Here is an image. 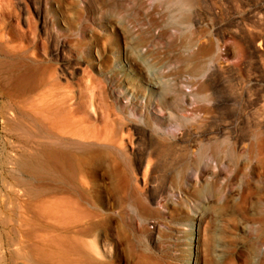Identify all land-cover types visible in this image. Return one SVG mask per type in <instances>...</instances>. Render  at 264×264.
I'll list each match as a JSON object with an SVG mask.
<instances>
[{"label": "rangeland", "instance_id": "1", "mask_svg": "<svg viewBox=\"0 0 264 264\" xmlns=\"http://www.w3.org/2000/svg\"><path fill=\"white\" fill-rule=\"evenodd\" d=\"M166 1L0 0V252L16 264L37 241L28 158L43 100L94 120L113 104L131 120L122 193L102 175L89 182L112 192L57 195L77 211L71 234L98 223L104 264H264V0H194L188 21ZM156 74L170 89L148 92ZM93 232L80 237L95 257Z\"/></svg>", "mask_w": 264, "mask_h": 264}, {"label": "bare ground", "instance_id": "2", "mask_svg": "<svg viewBox=\"0 0 264 264\" xmlns=\"http://www.w3.org/2000/svg\"><path fill=\"white\" fill-rule=\"evenodd\" d=\"M194 2V0H167L166 4L170 6V9L184 15L185 20L186 13L193 8ZM188 16L190 17V14ZM180 25L182 23L175 20L174 26ZM168 46L171 48L175 47V43H170ZM164 78L165 76L160 74L147 78L146 89L148 92L150 93L153 89L159 87L163 90L170 89ZM39 84V89L34 88L32 93L39 94L41 87L46 86V83ZM124 90L122 94L125 98L132 100L126 95L128 88ZM164 98L162 97L161 99L163 100ZM36 103L37 105H34V107L36 106V114L32 121V129H34V138L32 139H35V141L33 143L32 158H28L32 166L28 165V163H25V166L32 167V181L29 180V182H32L31 185L33 187L32 196L35 200H40L39 204H32V220L27 225L30 231L25 233L28 239L37 240L31 244L32 246L28 247L26 263L32 264V260L33 262L37 260L34 263L104 264V259L106 255L110 254L111 248L109 241L103 239V234L96 233L98 223L97 225H92L91 228L87 227L92 232L96 230L95 233L98 240L96 243L94 242V251L92 250L95 252L94 256L96 255V259L88 254V246L85 247L87 243H84L82 241L84 238L80 237L82 234H89L88 236L92 237V232L86 229L87 233L85 230L80 229L75 234H71L75 231H70L73 230L72 228L67 229V225L69 224L68 221L73 217L74 205L67 198H64V195V197H57V195L64 193L65 190H76L81 195L108 192V188L89 182V180L92 182L97 181L102 175H108L114 180L112 187H109L111 188L110 190L121 191L122 193L123 187L126 185L118 176L117 165L120 162V158L127 157L125 129L131 120L125 110L113 104L112 108L117 109L116 114L112 112L108 117L94 120V117L88 113L76 118L75 113L70 108L67 109V106L62 107L63 105L59 106L47 100H43L41 103L37 101ZM150 105H152L150 101H147L145 106H141V108L148 110ZM159 111L166 116L162 106H159ZM112 115H115L117 119L111 120L110 116ZM123 116L125 117L124 119H122ZM67 128H75L76 131L71 133L66 131ZM66 135H70L72 139L65 137ZM225 147L228 148L226 142L212 144L211 146L217 157L224 153ZM121 150H124V152L121 153ZM207 151V148L200 150L197 158L199 157L198 159L200 160L205 158ZM228 153L231 157H235L233 151ZM24 158L27 159V156ZM107 163H109L108 167ZM121 178L124 180L123 176ZM48 195H52L51 198L49 197L50 200H43V197ZM74 217L77 219L76 216ZM101 227L99 225V229ZM94 232L93 234H95ZM99 232L101 231L99 230ZM14 239L8 240L9 247H13L16 244ZM15 262H17V259L15 258L14 250L10 251L8 255L0 252V264H16Z\"/></svg>", "mask_w": 264, "mask_h": 264}]
</instances>
